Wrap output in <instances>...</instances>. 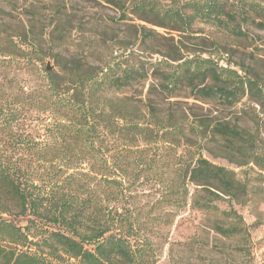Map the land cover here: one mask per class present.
Returning a JSON list of instances; mask_svg holds the SVG:
<instances>
[{"label":"trees","instance_id":"trees-1","mask_svg":"<svg viewBox=\"0 0 264 264\" xmlns=\"http://www.w3.org/2000/svg\"><path fill=\"white\" fill-rule=\"evenodd\" d=\"M103 1L138 21L135 51L110 49L92 63L31 48L20 62L22 42L10 39L6 65L30 69L35 80L0 78V264H155L148 234L163 217L135 214L143 185L151 204H182L192 184L191 203L232 235L215 204L238 198L246 184L196 155L197 140L264 179V81L250 65L219 62L221 39L264 32V0ZM199 25L219 36L199 34ZM184 104L207 111L188 121ZM213 108L240 116L219 118Z\"/></svg>","mask_w":264,"mask_h":264},{"label":"rangeland","instance_id":"rangeland-1","mask_svg":"<svg viewBox=\"0 0 264 264\" xmlns=\"http://www.w3.org/2000/svg\"><path fill=\"white\" fill-rule=\"evenodd\" d=\"M137 22L134 17L121 18L119 10L103 0H0V78H9L14 73L21 84L35 80L30 69L21 65L13 71L6 65L10 58L11 37L22 42L24 50L18 51L22 54L20 62L30 61L29 50L37 48L45 54L73 56L97 63L108 59L110 49L135 51ZM153 27L165 33L162 28ZM199 28L201 35L219 36L208 25H199ZM172 35L176 41L178 36ZM220 42L227 53L229 51L228 55L224 52L220 64L250 65L264 81V32L255 31L244 40L228 38ZM207 48L215 50L212 45ZM42 57L43 65L51 68L53 60L49 56ZM162 104L164 102L160 101L159 105ZM183 106L186 113H190L188 121L193 113L207 111L198 105ZM211 115L226 120L240 116L234 108H213ZM241 119L240 125L255 130L253 123ZM260 136L264 137L263 127ZM199 143L197 140L192 148L196 155L201 152L213 163L234 170L236 177L246 184L238 198L228 200L223 196L215 204L219 211L228 213L219 215L222 225L232 226L235 231L229 236L220 233L214 227L216 216L191 203V193L195 189L192 184H185L187 193L182 204H151L153 191L147 186H138L135 214L141 210L144 219L146 212L149 217H163L151 226L148 234L155 250V264H264V179L248 166L239 167L217 151L212 154ZM166 172L174 176L172 170Z\"/></svg>","mask_w":264,"mask_h":264},{"label":"water","instance_id":"water-1","mask_svg":"<svg viewBox=\"0 0 264 264\" xmlns=\"http://www.w3.org/2000/svg\"><path fill=\"white\" fill-rule=\"evenodd\" d=\"M47 68H50V66H47Z\"/></svg>","mask_w":264,"mask_h":264}]
</instances>
